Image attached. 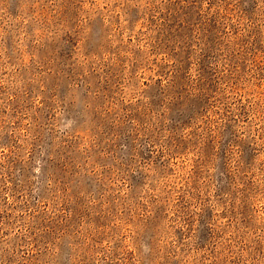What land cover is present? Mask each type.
<instances>
[{"label": "rangeland", "instance_id": "rangeland-1", "mask_svg": "<svg viewBox=\"0 0 264 264\" xmlns=\"http://www.w3.org/2000/svg\"><path fill=\"white\" fill-rule=\"evenodd\" d=\"M0 264H264V0H0Z\"/></svg>", "mask_w": 264, "mask_h": 264}]
</instances>
